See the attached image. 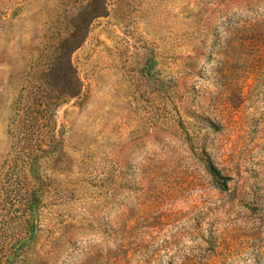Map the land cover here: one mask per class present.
Returning <instances> with one entry per match:
<instances>
[{
	"label": "rangeland",
	"instance_id": "1",
	"mask_svg": "<svg viewBox=\"0 0 264 264\" xmlns=\"http://www.w3.org/2000/svg\"><path fill=\"white\" fill-rule=\"evenodd\" d=\"M264 264V0H0V264Z\"/></svg>",
	"mask_w": 264,
	"mask_h": 264
},
{
	"label": "clouds",
	"instance_id": "2",
	"mask_svg": "<svg viewBox=\"0 0 264 264\" xmlns=\"http://www.w3.org/2000/svg\"><path fill=\"white\" fill-rule=\"evenodd\" d=\"M248 264H252V261L250 260V261H248Z\"/></svg>",
	"mask_w": 264,
	"mask_h": 264
}]
</instances>
